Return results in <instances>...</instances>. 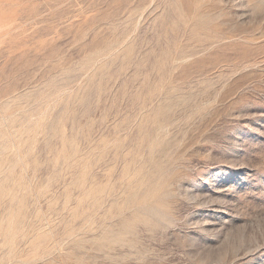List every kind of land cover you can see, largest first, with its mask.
Segmentation results:
<instances>
[{
    "label": "rangeland",
    "instance_id": "rangeland-1",
    "mask_svg": "<svg viewBox=\"0 0 264 264\" xmlns=\"http://www.w3.org/2000/svg\"><path fill=\"white\" fill-rule=\"evenodd\" d=\"M0 264H264V0H0Z\"/></svg>",
    "mask_w": 264,
    "mask_h": 264
}]
</instances>
